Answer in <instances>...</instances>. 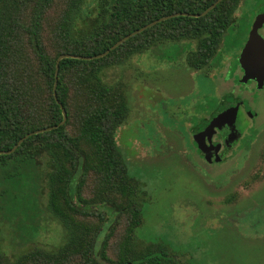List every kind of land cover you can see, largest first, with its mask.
<instances>
[{
    "label": "trees",
    "instance_id": "16d2710c",
    "mask_svg": "<svg viewBox=\"0 0 264 264\" xmlns=\"http://www.w3.org/2000/svg\"><path fill=\"white\" fill-rule=\"evenodd\" d=\"M216 1L0 0V150L60 124L61 105L68 113L64 124L0 153L5 179L39 169V196L64 227L63 239L11 257L3 251L0 224V264L174 263L165 252L137 248L145 191L117 141L131 107L127 94L102 74L135 54L181 43L195 44L186 55L188 66L209 70L242 0L160 21L100 58H64L58 79L57 60L63 53L100 54L153 20L202 13ZM5 194L1 190L0 198Z\"/></svg>",
    "mask_w": 264,
    "mask_h": 264
},
{
    "label": "rangeland",
    "instance_id": "374dc122",
    "mask_svg": "<svg viewBox=\"0 0 264 264\" xmlns=\"http://www.w3.org/2000/svg\"><path fill=\"white\" fill-rule=\"evenodd\" d=\"M261 6L264 0H242L236 21L207 71L186 63L193 43L135 54L103 71L102 78L123 90L131 107L117 141L145 191L137 248L165 252L174 260L166 264H264L263 245L253 234L245 238L242 227L225 221L236 218L235 212L256 191H245L241 175L232 174L228 177L234 179L232 186L214 192L206 171L185 156H192L189 138L200 118L230 94L242 93L239 55ZM39 173L32 168L20 178L5 179L0 171V191L7 193L0 198L3 251L11 257L33 244L51 248L63 239L64 227L47 208V198L39 196ZM234 191L242 194L227 202ZM241 216L237 224L242 226Z\"/></svg>",
    "mask_w": 264,
    "mask_h": 264
},
{
    "label": "flooded vegetation",
    "instance_id": "af4514ba",
    "mask_svg": "<svg viewBox=\"0 0 264 264\" xmlns=\"http://www.w3.org/2000/svg\"><path fill=\"white\" fill-rule=\"evenodd\" d=\"M261 7L252 20L239 55L242 93L240 96L230 94V98L200 118L189 138L192 156L186 153L185 156L200 167L198 170L206 171L214 192L231 187L234 179L228 177L232 174L241 175V188L245 191H256L250 194V205L236 211V218L229 216L225 221L239 230L242 227L246 232L245 238L251 239L253 234L257 243L264 247V42L252 49L249 55L245 54L240 62L256 18L264 11ZM256 29L264 40V22ZM156 131H161L159 126H156ZM259 187L261 191H257ZM241 194V191L230 192L226 200L233 203ZM240 214L242 226L237 224Z\"/></svg>",
    "mask_w": 264,
    "mask_h": 264
},
{
    "label": "water",
    "instance_id": "95a60500",
    "mask_svg": "<svg viewBox=\"0 0 264 264\" xmlns=\"http://www.w3.org/2000/svg\"><path fill=\"white\" fill-rule=\"evenodd\" d=\"M220 1L222 0H217L216 2H214L212 5H210L205 11H203L202 13H189V12H176V13H172V14H169V15H166V16H163L161 18H158L156 20H153L151 22H149L148 24L136 29L135 31L127 34L125 37L121 38L119 41H117L115 44H113L108 50L100 53V54H96V55H77V54H73V53H63L59 56L58 60H57V79H58V74H59V69H60V62L62 59L64 58H67V57H74V58H82V59H95V58H100V57H103L105 55H107L112 49H115L116 47H118L120 44H122L124 41H126L127 39H129L131 36L133 35H136L138 33H140L141 31L155 25L156 23L160 22V21H163V20H166L168 18H171V17H174V16H178V15H192V16H200V15H203V14H206L208 13L211 9H213ZM264 22V11H262L261 13L258 14L257 18H256V21L254 23V27L251 31V35H250V38L247 42V45L240 57V62L243 61L244 57H245V54H250V51H252V49H254L257 45L259 44H263L262 42H264L263 38L259 35V33L257 32V25H261L262 23ZM256 63V61L254 62ZM253 63V64H254ZM56 87H57V82H56V86H55V90H56ZM56 96H57V93L55 92ZM62 108H63V113H64V119L62 120V122L58 125H62L64 124L67 119H68V113H67V110L66 108L61 105ZM223 115V114H221ZM213 124V123H212ZM58 125H54V126H49V127H46V128H41V129H38V130H35L34 132H30L28 133L26 136L22 137L19 142L11 149V150H8V151H3V150H0V153H11L13 151H15L19 145L30 135L34 134V133H39V132H43V131H47V130H51L55 127H57Z\"/></svg>",
    "mask_w": 264,
    "mask_h": 264
}]
</instances>
